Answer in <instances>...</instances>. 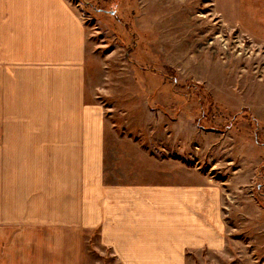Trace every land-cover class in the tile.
Listing matches in <instances>:
<instances>
[{
  "label": "rangeland",
  "instance_id": "374dc122",
  "mask_svg": "<svg viewBox=\"0 0 264 264\" xmlns=\"http://www.w3.org/2000/svg\"><path fill=\"white\" fill-rule=\"evenodd\" d=\"M70 2L96 42L104 181H138L141 166L156 164L164 182L210 184L217 195L200 192L195 216L214 238L204 246L194 239L186 263H247L252 247L264 264V29L246 11L252 0H224L229 15L216 12L215 0ZM9 215L27 220L30 208L3 207ZM24 227L4 224V247L27 246ZM88 246L89 263L118 264L95 236Z\"/></svg>",
  "mask_w": 264,
  "mask_h": 264
},
{
  "label": "crops",
  "instance_id": "0c3cea01",
  "mask_svg": "<svg viewBox=\"0 0 264 264\" xmlns=\"http://www.w3.org/2000/svg\"><path fill=\"white\" fill-rule=\"evenodd\" d=\"M215 3L229 15V3ZM246 11L264 29V1ZM92 35L70 0H0V264H91L92 236L118 264H187L194 239L204 246L214 238L205 219L196 227L200 192L207 200L217 192L164 182L156 164L141 166L138 181H104L106 120ZM13 205L30 208L18 217L27 219L20 220L27 246L3 245L4 224L20 223L3 216ZM250 248L252 258L235 264H257Z\"/></svg>",
  "mask_w": 264,
  "mask_h": 264
}]
</instances>
